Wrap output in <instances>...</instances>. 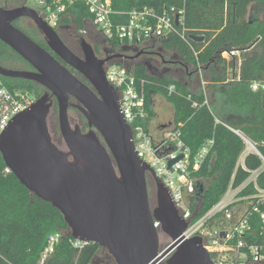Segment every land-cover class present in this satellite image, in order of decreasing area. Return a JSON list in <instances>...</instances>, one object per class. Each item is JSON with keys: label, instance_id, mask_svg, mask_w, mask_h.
<instances>
[{"label": "water", "instance_id": "water-1", "mask_svg": "<svg viewBox=\"0 0 264 264\" xmlns=\"http://www.w3.org/2000/svg\"><path fill=\"white\" fill-rule=\"evenodd\" d=\"M22 16L33 21L50 50L87 83L12 24ZM188 37L198 42L204 39L193 33ZM0 41L33 68L0 66V75L30 80L46 90L4 126L0 154L31 194L59 210L71 237L97 243L116 264H212L201 237H184L186 221L153 169L136 155L116 87L107 82L103 67L126 55L117 52L98 58L92 46L82 40L84 57H79L56 29L27 5H0ZM54 105L64 148L54 143L49 131L48 117ZM70 106L85 117L87 131L72 124ZM149 178L155 188L153 208L148 198ZM160 232L170 238L163 248L159 247Z\"/></svg>", "mask_w": 264, "mask_h": 264}, {"label": "trees", "instance_id": "trees-1", "mask_svg": "<svg viewBox=\"0 0 264 264\" xmlns=\"http://www.w3.org/2000/svg\"><path fill=\"white\" fill-rule=\"evenodd\" d=\"M111 2L113 9L122 14L120 22H126V12L133 9L150 8L160 14L170 6L183 8V24L177 26L178 30L184 27L187 36L190 33L204 36L203 41L190 38L186 41L172 33L157 42L178 57L186 74L201 75L203 72V87H192L182 81L171 80L166 75L153 76L141 64L126 65L135 78L146 80L147 120L153 116L149 95L158 92L172 105V124L177 126L179 122L182 123V139L193 153L206 140L213 139L210 152L195 173L196 188L190 197L191 209L198 207L200 215L217 202L232 177L234 183H239L246 177L247 170L261 164L260 158L250 153L244 158L245 169L237 165L245 144L231 128L240 130L255 142L264 155V89L254 91L250 87L252 81H264V13L261 18L249 15L250 5L264 4V0ZM89 17L86 7L77 3L67 9L63 22H72L82 30ZM12 24L19 27L17 20ZM19 29L47 49L44 38L35 27ZM107 42L113 47L125 44L114 39ZM231 50H237L238 56L222 58L223 51ZM117 62L121 63L119 60ZM0 66L7 69L30 68L21 56L1 41ZM69 70L79 76L73 69ZM2 79L10 88L29 91L35 100L46 91L42 85L30 80L3 76ZM170 85L174 86L171 92L168 90ZM258 183L264 187V172ZM55 231L62 235L40 264H92L101 247L93 242L73 246L69 229L59 210L50 202L31 194L11 171H6L0 154V264H39L47 237Z\"/></svg>", "mask_w": 264, "mask_h": 264}, {"label": "built area", "instance_id": "built-area-1", "mask_svg": "<svg viewBox=\"0 0 264 264\" xmlns=\"http://www.w3.org/2000/svg\"><path fill=\"white\" fill-rule=\"evenodd\" d=\"M77 3H82L87 9L90 17L86 23L97 27L106 40L143 46L153 40L158 42L165 39L172 33L183 40L189 39L184 27L181 30L177 28L183 24L184 9L174 6L160 14L150 8L133 9L126 12V22H120L122 14L113 9L111 0H37L38 8L34 9L49 26L56 29L64 23L67 9ZM238 54L237 50H231L223 51L221 56L230 59ZM103 67L107 82L116 87L119 108L130 128L137 157L153 169L168 191L178 214L187 223L182 233L184 237H201V244L209 253L212 264H264V187L258 183L264 172V155L256 143L240 130L231 128L245 144L237 165L245 169L244 158L250 153L258 156L261 164L247 170L246 177L239 183H234L232 177L217 202L198 215V207L195 210L190 207V197L195 191V173L210 152L213 139L206 140L193 153L182 139L181 122L165 130L158 138L152 137L148 130L146 80L135 78L123 63L108 61ZM250 87L254 91L264 89V81H252ZM168 90L173 91L174 86L170 85ZM34 101L33 94L8 87L0 75V133L15 114ZM6 171H9L7 167ZM254 225L257 226L255 230ZM61 235L59 231L48 235L39 264L52 252ZM70 241L75 247L86 244L74 238Z\"/></svg>", "mask_w": 264, "mask_h": 264}, {"label": "rangeland", "instance_id": "rangeland-1", "mask_svg": "<svg viewBox=\"0 0 264 264\" xmlns=\"http://www.w3.org/2000/svg\"><path fill=\"white\" fill-rule=\"evenodd\" d=\"M0 1L3 2V0H0ZM26 3L28 6L38 8L37 0H26ZM263 13H264L263 3L261 4L252 3L250 5L249 15H251L252 17L261 18ZM68 24L69 26L67 25V27H64L62 30L59 29L58 31V34L64 41H65V36L68 34V32L72 30L71 28H73L74 26L73 24H71V22ZM82 31L85 34L84 38L87 41H90L89 37L92 36V30H91V26L89 25V23L85 24ZM66 44L71 49L75 47V45H72L71 43L66 42ZM156 46H160V45H156ZM158 50H161V53L164 55L165 59L168 58L173 61H179L178 57L174 55L172 51H168L165 49L162 51L161 48H159ZM119 61L125 65L128 64L122 59H119ZM178 65L179 66L174 64L173 66H169L167 64L164 65V63H160L159 65H157L158 67L157 71L155 72H152L151 70H147V71L149 72V74L156 76L158 74H161L162 71L165 70L163 74L166 75L171 80L182 81L184 83L191 85L192 87H196L198 85L202 87L204 86L205 82L203 80L204 79L203 72H201V75L197 74V75L191 76V74L188 75L184 72L183 65L179 64V62H178ZM191 69L192 68H190V70ZM149 102L151 105V109L153 110V116L149 119L148 130L150 134L152 135V137L158 138L164 132L165 126H167L168 128L173 127V124L171 122H172L174 110H173L172 105L167 101L164 95L158 92H152L149 95ZM68 115L73 125H75L76 123L78 126H81L82 122L85 121L84 117L73 107H70L68 109ZM169 123H171V125H169ZM48 126H49V131H50V134H51V137L54 143L60 148H64L65 146H64V143H63L60 131H59V126H58L56 107H53L52 111H50V114L48 117ZM84 131H87V130H84ZM149 180H150V186H151L150 187V192H151L150 206L151 208H153L156 205L155 188H154V185L151 179ZM169 242H170V238L166 234L160 232L159 233V247L163 248ZM92 264H116V263L114 262L113 258L109 255L106 249L100 248Z\"/></svg>", "mask_w": 264, "mask_h": 264}, {"label": "flooded vegetation", "instance_id": "flooded-vegetation-1", "mask_svg": "<svg viewBox=\"0 0 264 264\" xmlns=\"http://www.w3.org/2000/svg\"><path fill=\"white\" fill-rule=\"evenodd\" d=\"M22 5H27L26 0H3L1 6L6 7V8H14V7L22 6ZM30 7H32V6H30ZM16 20H17V25L20 28H23V29L27 28V30H28V28H30V27H35L37 29V27L35 26V24L33 23V21L30 18H28V17H25V16L18 17L17 19H15L13 21H16ZM71 24H73V23H71ZM67 25L69 26V24H66V23L60 24L59 27L56 28V31L58 32L59 29L62 30L64 27H67ZM71 29L72 30L70 32H68V34L65 36V41L68 42V43H71L72 45H75V47L73 49H71L66 44V42L62 38L61 39L64 41V43L76 55H78L81 58L84 57L83 49H82V46H81V41L82 40H85L86 42H88L92 46V49H93L96 57H98V58H105L106 56H109V55H111L113 53L122 52V53H124L126 55V57L122 58V60H124L125 62H127L129 65H132V64H141V65H144L147 70H151L152 72L157 71V69H158L157 65H159L160 63H164V65L167 64L169 66H173L174 64L177 65V66H179L178 65V61L175 62V61H173L171 59H168V58L165 59L164 55L161 53V50H158L159 48H161L162 51H163L165 48L161 44H159V43H157L155 41L149 42V43H147V44H145L143 46H138V47H136V49L127 48L125 46L126 44H122V45H119L117 47H113V46H110L109 45V43L107 42V40L98 32L97 27H95L94 25H91L92 36L89 37V40L90 41H87L84 38L85 34H84V32L81 29L79 30L75 26H73V28H71ZM38 32L44 38L43 34L39 30H38ZM44 42H45L46 47H47V49L46 48H44V49H46L51 54H53L68 69L71 68L69 65H67L64 61H62L59 57H57L50 50V48L48 47V45L46 43L45 38H44ZM156 45H160L161 47L160 46H156ZM165 50H167V49H165ZM168 51H170V50H168ZM29 66H30V68L23 66V67H20V69H12V70H33L32 66L30 64H29ZM71 69H73V68H71ZM164 71L165 70H163L161 74L156 75V77H164V74H163ZM76 73L80 76V77L78 76L79 78H81L84 82L87 83V81H85V79L77 71H76ZM6 78H10V77H6ZM11 79H21V78H11ZM70 99L73 100V101L70 100V102L72 104L75 103V100L73 98H70ZM70 107H72V106H70ZM84 119H85V117H84ZM79 127H80V129L82 131L88 130V125H87L86 119H85V121L82 122L81 126H79ZM149 179H151V178H149ZM149 179H148V186L147 187H148V198H149V203H150V201H151V197H150V195H151L150 187L151 186H150V180Z\"/></svg>", "mask_w": 264, "mask_h": 264}, {"label": "crops", "instance_id": "crops-1", "mask_svg": "<svg viewBox=\"0 0 264 264\" xmlns=\"http://www.w3.org/2000/svg\"><path fill=\"white\" fill-rule=\"evenodd\" d=\"M238 56V55H237ZM171 122V121H170ZM148 123H149V120H148ZM172 123V122H171ZM171 123H169V125H171ZM165 126V125H164ZM169 129L167 126L164 127V131Z\"/></svg>", "mask_w": 264, "mask_h": 264}]
</instances>
